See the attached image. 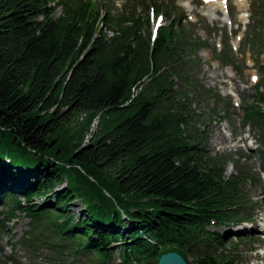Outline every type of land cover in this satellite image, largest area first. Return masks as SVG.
I'll return each instance as SVG.
<instances>
[{"label": "trees", "instance_id": "1", "mask_svg": "<svg viewBox=\"0 0 264 264\" xmlns=\"http://www.w3.org/2000/svg\"><path fill=\"white\" fill-rule=\"evenodd\" d=\"M48 1L0 0V216L29 218L33 234L21 241L24 250L37 254L42 243L49 253L56 247V257L89 264H156L167 252L185 264L236 262L225 250L233 243L207 226L250 221L245 187L257 174L244 154L208 155L202 132L192 128L188 96L173 80L196 83L192 61L181 58L190 45L180 22L176 33L166 12L170 25L150 43L149 32L141 34L147 17L99 14L90 0H56L55 16ZM101 26L116 34L107 38ZM220 55L238 69L227 46ZM143 77V93L123 106ZM254 92L240 107L241 124L264 174L257 106L264 94ZM215 99L229 121V99ZM95 118L97 131L84 145ZM227 163L233 172L225 176ZM75 201L84 207L78 218L68 212Z\"/></svg>", "mask_w": 264, "mask_h": 264}, {"label": "rangeland", "instance_id": "2", "mask_svg": "<svg viewBox=\"0 0 264 264\" xmlns=\"http://www.w3.org/2000/svg\"><path fill=\"white\" fill-rule=\"evenodd\" d=\"M226 1L225 6L229 14L230 28L227 26L228 21L224 24L217 20L220 17L217 8L214 16H208V9L204 4L200 3V0H133V2H129V0H90V2L94 3V7L99 10V14L109 11L110 15L118 17L131 13L126 15V17L133 15L134 17L143 19L147 17V10L151 6V3L160 4L162 9L159 12L163 18L160 23L161 28H167L170 25V19H172V17L167 18L166 12L173 13V19H178V15H182L185 19L184 9H188L187 4L191 9L194 8L193 21L185 19V21L181 20L180 22L190 45L182 52L181 58L192 61L189 74H191V78L196 83H186L176 77L174 79V88L177 90L178 87H181L186 92V95H189L188 115L192 120L191 126L196 133L197 131L202 132L201 136L204 138V146L208 155L230 153L232 154L230 158L236 160L237 153L244 154L248 157V161L244 165L251 168L257 174L254 178V183L245 187L248 192L246 197L252 200L249 202L250 205L248 204L246 207V212L249 213L251 218L250 221L241 223L240 225L207 226V229L224 234L225 240L229 244L233 243V246L225 247L227 252L233 254L228 255V258L236 260L232 264H264V234L260 232L264 231V174L259 169V159L256 154L254 138L251 137L248 129L241 124L242 114L240 111V107L244 102L249 104L253 100L254 91H260L264 94V91L261 89L264 75L259 71V68H264V0H244L243 8L245 9L238 12L236 11L237 7L235 8L233 4L234 0ZM48 3L55 9V16H58L60 7H56V0L48 1ZM239 13L246 15L243 22L238 17ZM151 23L152 21H150V25L148 23V26L144 23L142 34L145 35L149 27L151 28ZM100 25L98 24V27ZM234 26H236L235 30L232 29ZM101 29L102 32L108 33L105 26H101ZM172 29L176 33L178 32V27H172ZM237 35H240L241 39L238 47H236L237 50L234 51L230 43L233 42ZM216 42H219L217 47H215ZM202 43L204 45H199ZM194 44H197L195 50L192 49V45ZM226 46L229 57L238 69L234 70L230 64H220V66H228L231 74L227 78H213L217 74L216 68L218 67V65L214 64L216 63L214 60L217 59L216 57L221 58L220 52ZM252 74L257 77L258 81L256 83L249 81V76ZM223 80L225 82L222 83ZM147 81V78L143 77L132 84L129 89V96L131 88L139 84L141 85V89L137 92L135 98L143 93ZM219 84L221 85L219 86ZM255 88L258 89L255 90ZM206 90H210L214 95L206 94ZM222 92L227 93V95H223ZM215 94L224 101L229 98L228 94H236L238 97L237 106H232L226 111V114L230 118L229 121L224 119L225 109L217 102ZM229 101L231 102V100ZM215 103L218 104L216 105ZM213 109H216L215 112L218 114H215ZM130 111L128 109L123 113L124 118L130 114ZM80 119H82V116L76 117L74 122H79ZM96 131L97 119L95 118L90 124L89 129L84 133L82 144H87L92 134H95ZM243 161L244 159L240 160V163ZM232 172L231 164L227 163L224 168V175L228 176ZM247 184L249 185V182ZM64 185L65 181L62 180L59 185H56V190L65 187ZM42 199H32V204L38 205ZM2 210L4 209H0V213ZM82 210H84V207L78 201L71 203L68 207V212L74 218H78ZM29 222V218L21 213H17L15 218L8 222L4 221L2 216H0V261L3 264H49L50 261H52L50 264L90 263L86 257L76 260L61 255L56 257L55 252L58 249L54 247L49 253L48 249L45 250V246L42 243H37V254L35 248L31 252L25 251L21 241L26 239L27 235L33 234L29 227ZM37 228H41V226L37 225ZM58 242L62 241L58 240ZM117 251L118 249L112 253L114 262L118 258ZM187 261L191 262L190 257H188ZM149 264H155L153 259Z\"/></svg>", "mask_w": 264, "mask_h": 264}, {"label": "bare ground", "instance_id": "3", "mask_svg": "<svg viewBox=\"0 0 264 264\" xmlns=\"http://www.w3.org/2000/svg\"><path fill=\"white\" fill-rule=\"evenodd\" d=\"M219 1L220 0H218V1H212V2H208L207 4H206V6L209 8V12H207V15L209 16V15H213V9H216V8H218L219 7ZM234 5H235V7H237L238 8V10H243V9H245V8H243L244 7V4H243V0H234V3H233ZM194 7V6H193ZM221 7V6H220ZM187 8L189 9L190 7L188 6V4H187ZM221 8H223V7H221ZM192 9H194V8H192ZM238 17L240 18V20L243 22V19H244V17H245V15H244V13H239L238 14ZM228 20V18L227 19H223V23L224 24H226V21ZM240 35H237L236 37H235V40H233V45L234 44H237V41H239L240 40ZM135 98V97H134Z\"/></svg>", "mask_w": 264, "mask_h": 264}, {"label": "water", "instance_id": "4", "mask_svg": "<svg viewBox=\"0 0 264 264\" xmlns=\"http://www.w3.org/2000/svg\"><path fill=\"white\" fill-rule=\"evenodd\" d=\"M157 264H185L183 259L175 252H169L158 258Z\"/></svg>", "mask_w": 264, "mask_h": 264}, {"label": "built area", "instance_id": "5", "mask_svg": "<svg viewBox=\"0 0 264 264\" xmlns=\"http://www.w3.org/2000/svg\"><path fill=\"white\" fill-rule=\"evenodd\" d=\"M108 34V33H107ZM108 35H110V34H108ZM141 89V85L139 84L138 86H133L132 88H131V90H130V96H129V99L128 100H126L125 102H124V104H123V106L124 105H127L130 101H131V99H133L135 96H136V94H137V92L139 91ZM262 109V108H261Z\"/></svg>", "mask_w": 264, "mask_h": 264}, {"label": "snow or ice", "instance_id": "6", "mask_svg": "<svg viewBox=\"0 0 264 264\" xmlns=\"http://www.w3.org/2000/svg\"><path fill=\"white\" fill-rule=\"evenodd\" d=\"M255 79V78H254Z\"/></svg>", "mask_w": 264, "mask_h": 264}]
</instances>
